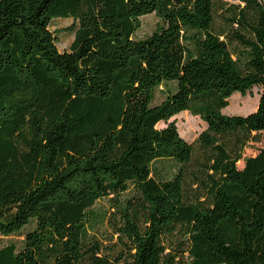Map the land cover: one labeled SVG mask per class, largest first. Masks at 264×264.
<instances>
[{
	"label": "trees",
	"instance_id": "trees-1",
	"mask_svg": "<svg viewBox=\"0 0 264 264\" xmlns=\"http://www.w3.org/2000/svg\"><path fill=\"white\" fill-rule=\"evenodd\" d=\"M234 1L0 0V237L24 235L0 264H264V148L238 167L264 133V3ZM55 19L77 23L69 51ZM254 87L255 112L223 113ZM101 201L110 251L89 234Z\"/></svg>",
	"mask_w": 264,
	"mask_h": 264
},
{
	"label": "rangeland",
	"instance_id": "rangeland-1",
	"mask_svg": "<svg viewBox=\"0 0 264 264\" xmlns=\"http://www.w3.org/2000/svg\"><path fill=\"white\" fill-rule=\"evenodd\" d=\"M229 3H234V0H224ZM264 3V0H261ZM142 27L136 33V39H146L160 26L163 25V21L159 19L155 14H150L142 17ZM77 23L72 19H55L51 30L58 38V48L61 52L69 51L72 43L75 39V30ZM168 88L174 90L175 85L170 84L168 86H161L154 92V105L160 104L165 98ZM261 88L254 87L251 91H248L245 95L235 93L230 98L229 106L223 111L228 116H247L255 112L258 108V104L261 97ZM172 120H176L177 126L181 136L189 143L195 146L196 150H199L197 138L206 129L207 125L199 117L192 116L188 112H183L175 116ZM163 123L159 127H163ZM264 148V133L259 136V141L251 142L243 155V160L238 163V167L243 169L245 159L256 156L261 149ZM179 166L173 161H160L154 165V177L156 179L168 180L172 179L178 172ZM157 172V173H156ZM189 186H186V190ZM96 218L90 224L89 234L95 238L101 240L107 248L105 251H110L112 247H115L116 241H113L112 231L109 228V215L107 201L98 202L94 207ZM32 227L26 229L23 234L31 230ZM115 238V237H114ZM113 238V239H114ZM24 240L23 236H12L8 238L0 237V246H4L10 243H15L18 247L22 246Z\"/></svg>",
	"mask_w": 264,
	"mask_h": 264
}]
</instances>
